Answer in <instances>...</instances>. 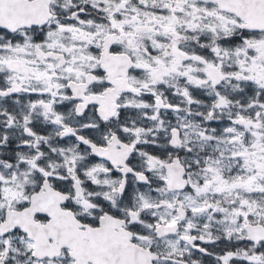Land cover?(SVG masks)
I'll use <instances>...</instances> for the list:
<instances>
[{
    "label": "snow or ice",
    "instance_id": "snow-or-ice-1",
    "mask_svg": "<svg viewBox=\"0 0 264 264\" xmlns=\"http://www.w3.org/2000/svg\"><path fill=\"white\" fill-rule=\"evenodd\" d=\"M0 264H264V0H0Z\"/></svg>",
    "mask_w": 264,
    "mask_h": 264
}]
</instances>
